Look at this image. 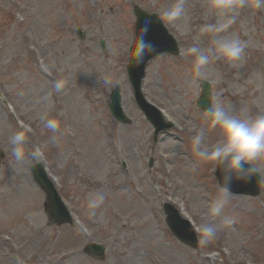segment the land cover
I'll use <instances>...</instances> for the list:
<instances>
[{"label":"rangeland","instance_id":"rangeland-1","mask_svg":"<svg viewBox=\"0 0 264 264\" xmlns=\"http://www.w3.org/2000/svg\"><path fill=\"white\" fill-rule=\"evenodd\" d=\"M133 2L161 14L175 0H0V264H264V181L259 197H228L217 222H232L207 244L186 246L167 227L163 202L198 227L222 198L214 164L197 161L189 137L197 132L189 130H204L208 144L219 135L195 106L200 88L192 58L166 54L149 62L142 84L145 96L174 122L154 140L126 74ZM185 11L178 23L187 31L164 21L181 53L193 44L210 47L213 37L200 29L216 18L206 15L204 0H185ZM231 34L250 46L235 64L213 61L207 80L226 106L254 116L264 112V8L249 0L222 35ZM57 81L64 82L59 92ZM115 86L131 124L119 123L108 109ZM42 115L56 120L58 129L47 128ZM18 131L27 133L28 152L41 148L76 223L48 222L46 196L31 171L38 160L19 164L12 156L8 138ZM253 165L264 176V158ZM95 192L106 198L92 215L87 197ZM89 242L105 245L103 259L82 252Z\"/></svg>","mask_w":264,"mask_h":264},{"label":"clouds","instance_id":"clouds-1","mask_svg":"<svg viewBox=\"0 0 264 264\" xmlns=\"http://www.w3.org/2000/svg\"><path fill=\"white\" fill-rule=\"evenodd\" d=\"M254 7L264 8V0H251ZM249 0H204V8L207 16H214L215 23H206L201 26V33L213 37L211 46L208 48L193 44L188 47L182 56L192 58V73L194 82H203L208 78V66L216 60H222L229 64L242 61L244 51L250 46V41L240 39L235 34L222 35L228 32L234 23L235 14L238 9L248 6ZM186 17L185 0H175L169 7L165 8L160 18L168 24L175 26L180 31H187L186 24L178 23ZM149 21L144 22V27L139 30L136 37V49L134 63L139 65L144 58L155 52L153 45L145 40L148 33ZM105 83H111L105 79ZM64 88L63 81L55 83L57 92ZM212 128L218 131L219 138L214 144L205 142L204 130H200L192 137V151L199 161L213 163L215 170L222 166V184H219L222 198L216 200L209 209L205 218L201 220L196 231L199 233L200 244H207L217 237L222 225L230 224L232 221L224 218L217 222L228 203L231 194L230 185L233 180L247 182L258 174L259 181H264L260 175V169L253 166V161L264 158V112L250 115L247 109L239 112L226 106L210 89L208 108L204 110ZM45 126L56 131L59 124L54 119L40 117ZM26 131H18L9 136L12 156L19 164H23L26 158L32 160H43V152L37 147L28 152L26 150ZM63 167V165H59ZM248 166V167H245ZM195 169V165H193ZM103 181L104 177H97ZM103 192L89 193L87 197V208L90 214L95 215L104 201Z\"/></svg>","mask_w":264,"mask_h":264},{"label":"water","instance_id":"water-1","mask_svg":"<svg viewBox=\"0 0 264 264\" xmlns=\"http://www.w3.org/2000/svg\"><path fill=\"white\" fill-rule=\"evenodd\" d=\"M134 14L136 16V33H135V41L130 48V58L129 63L127 65V73L128 78L134 88V94L136 96L137 102L140 105L141 109L145 113L147 119L155 126V137L157 133L161 130L169 129L171 123H166L163 121L162 115L155 107L149 105L145 100L143 95L141 94V80L144 76L145 66L147 61L152 57L164 53L169 52L172 54L177 53V47L173 40V38L169 35H165L164 28L160 22V20L154 15H149L147 12L140 9L138 6H134L133 8ZM149 21L148 25V33L145 36V40L150 42L155 52L144 58V61L139 65L134 63V53L136 49V37L139 34V30L144 27V22ZM165 32V33H164ZM201 88L203 90L202 95V103L200 106L203 108H208L209 103V94L210 87L209 83L206 81L201 82ZM109 108L113 114V116L119 120L120 122H130L129 119L124 114L121 103H120V94L119 87H116L111 94V101L109 103ZM204 109V110H205ZM248 167V166H245ZM222 166L218 167L216 172L217 177L220 179V184H222ZM33 175L36 183L45 191L46 193V208L45 210L49 213L50 219L53 222H57L59 224L63 223H71L72 219L69 216L68 212L64 208V204L60 199L54 185L47 178V174L44 170L43 165L38 162L33 166ZM244 182V181H242ZM232 187L235 192H244L251 195H257L259 192V182L258 177L254 176L251 180L244 183H237L233 180ZM164 211L166 214V222L171 229L172 233L183 243L196 247L197 246V238L194 233V230L190 226L187 221L182 219L177 212V210L169 205H164ZM105 247L102 244L98 243H90L84 247L83 251L89 255L95 256L98 259H103L104 257Z\"/></svg>","mask_w":264,"mask_h":264},{"label":"bare ground","instance_id":"bare-ground-1","mask_svg":"<svg viewBox=\"0 0 264 264\" xmlns=\"http://www.w3.org/2000/svg\"><path fill=\"white\" fill-rule=\"evenodd\" d=\"M184 131V130H183ZM188 161V160H187ZM187 161H186V163H187ZM190 163H191V161H190Z\"/></svg>","mask_w":264,"mask_h":264}]
</instances>
